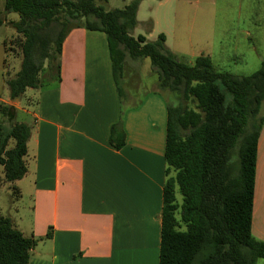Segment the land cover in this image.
I'll return each instance as SVG.
<instances>
[{"label": "crops", "instance_id": "0c3cea01", "mask_svg": "<svg viewBox=\"0 0 264 264\" xmlns=\"http://www.w3.org/2000/svg\"><path fill=\"white\" fill-rule=\"evenodd\" d=\"M130 1L106 0V4L119 2L125 7ZM148 1L152 0L140 5L136 29L148 22L140 19V10ZM254 1L247 4L250 13L246 15L251 18L248 27L238 30L229 44H214L206 53L194 49L187 55L185 51L194 46L190 44L194 29L188 24L189 0L159 1V10L150 18L151 31L133 36L144 35L148 41H155L164 34L167 48L179 62L186 57L194 61L188 66H193L199 56H208L218 72L229 64L247 65L248 59H254L261 68L264 0ZM235 6L240 16L243 6ZM213 7H218L216 2ZM0 10L3 13L4 7ZM258 10L262 18L259 24L252 19L257 18ZM215 13L220 11L215 9ZM162 22L167 31L162 29ZM253 25L262 34L259 40ZM169 36L182 44H168ZM5 42L1 46L4 53ZM147 59L126 60L120 96L106 35L75 29L62 47L60 81L32 89L34 94L27 98L32 111L22 108L19 101L26 92L15 101L10 94L5 101L0 99L14 108V118L17 111L31 117L25 158L28 172L15 185L21 197H32V217L28 224L21 218L19 222L10 218L25 237L39 240L29 264H160L164 190L176 173H166V95L170 92L160 89L157 73ZM143 63H149L148 68ZM142 67L147 78L153 75L152 81L146 77L145 82L141 80ZM5 73L0 72V83L5 84ZM121 120L126 141L116 149L110 143L111 129ZM176 198L181 204L178 188ZM258 205L264 206V125L258 143L254 211ZM261 235L264 237L263 233L257 236Z\"/></svg>", "mask_w": 264, "mask_h": 264}, {"label": "trees", "instance_id": "16d2710c", "mask_svg": "<svg viewBox=\"0 0 264 264\" xmlns=\"http://www.w3.org/2000/svg\"><path fill=\"white\" fill-rule=\"evenodd\" d=\"M144 1L131 0L123 9L107 10L106 0H4L3 14L19 15V21L10 22L18 35L11 43L22 56L16 75L5 74L10 98L15 101L27 89L45 86L44 72L48 83L60 81L62 47L75 29L106 35L120 96L126 60L150 59L160 89L180 100L177 107L168 104L166 173L176 174L164 190L160 264H257L264 259V242L252 231L258 143L264 125L260 115L264 61L245 77L218 72L208 56H199L193 66L180 63L167 48L164 34L155 41L133 36ZM1 15L0 10V28L5 23ZM147 26L151 31L152 24ZM5 46L8 54L7 42ZM225 91L232 97L230 103ZM182 101L194 102L197 110L184 107ZM0 115L4 118L1 186L27 174L31 126L12 123V106L1 104ZM125 141L121 120L112 126L110 143L121 149ZM38 241L25 237L0 212V264H29Z\"/></svg>", "mask_w": 264, "mask_h": 264}, {"label": "rangeland", "instance_id": "374dc122", "mask_svg": "<svg viewBox=\"0 0 264 264\" xmlns=\"http://www.w3.org/2000/svg\"><path fill=\"white\" fill-rule=\"evenodd\" d=\"M188 3V24L189 27L192 26L194 29V33L191 37L190 44H194L193 47H189L188 50L186 49V54L189 55L191 52L195 49V51L198 53L199 49H203L204 53L206 51H209V49L213 50L214 44H229L230 38H232L238 30L243 29L245 27H248L249 22L251 21L250 17L246 15V13H250L249 7H247L248 3L254 4V0H244L243 2H238V0H189ZM151 2V3H149ZM213 2H216L218 7H213ZM241 3L242 4V13L240 16L237 14L239 12L238 8H236V4ZM115 5V6H113ZM1 8L4 7V0L0 3ZM123 4L117 2L116 4H105V8L107 10H112L115 8H123ZM207 7L205 12L200 13L201 9ZM159 1H148L147 3L143 4L140 12V19H147L148 22L144 25H141L138 29H136L133 33V35H138V33L145 34V30H147L148 23L152 24V21L150 18L152 17L153 13H156L159 9ZM215 9H218L220 13L216 14ZM162 14L164 12V8L160 9ZM214 10V11H213ZM213 11V12H212ZM2 18L6 23V27L3 26L0 29V72H5L7 74V77L14 76L21 67V61L22 56L18 48H15L11 42L16 40L18 38V35L16 31L11 28L10 22L19 21V15L12 13L9 15L2 13ZM253 21L259 24L261 23V12L258 10V16L257 18L253 16ZM194 23V24H193ZM161 27L164 31L166 30L165 24L162 22ZM199 27V31H196V28ZM254 32V36L258 38V40L261 38L262 34L260 33L259 27L256 25L252 26ZM196 32H198L196 34ZM241 37V36H240ZM157 40V38L155 37ZM6 41L8 43V54L4 53L3 48L1 47L3 42ZM168 44H182L176 41L175 37L169 36ZM187 44V43H184ZM13 48V49H11ZM185 49V48H184ZM6 63H5V62ZM3 62L5 63V69L3 68ZM137 62H143L139 61L137 59ZM147 62H150V59H147ZM180 62L186 64V65H192L194 63L193 60H190L189 58H180ZM146 65V68H148V64L143 63ZM47 67V63H46ZM226 68H222L220 70L221 72L226 71L234 74L237 77H245L252 75L256 71L260 69V64L256 62L254 59H248L247 65H226ZM142 67V71H139V76L143 82L148 79L149 81H152L154 77H148V75L145 76V69ZM143 72V73H142ZM42 79L44 84L49 85L53 82H47L48 79V73L44 72L42 73ZM1 77V74H0ZM146 77V79H144ZM149 87V86H148ZM148 88L141 89L142 91H145ZM35 90L27 89L26 94L22 96L19 101L21 104V107L25 110H33V105H29L27 98L29 96H32L34 94ZM226 94V101L227 103H230L232 100V97L229 93L225 91ZM9 97V89L4 83H0V99L6 100ZM124 100V107H127L126 97L123 96ZM166 99L168 100V103L171 104L173 107H177L180 103L179 97L176 94L170 93L169 95H166ZM0 100V106L2 104ZM126 103V104H125ZM182 104L184 107H189L196 109V105L194 102L191 101H182ZM261 116H264V102L261 107ZM30 116L26 115L22 111H17L16 116L12 123H24L29 124ZM0 121H4V118L0 115ZM8 124V123H7ZM13 147V142H10L9 148ZM1 172V169H0ZM14 184V185H11ZM16 185L15 183H7L4 184L0 188V212L2 216L12 218L15 221L19 222L20 218L25 224H28L31 220L32 215V197L30 195H24L21 197L20 193L16 191ZM253 222H254V228L252 229L254 237H256L258 240L264 242V237L257 236L260 233L264 234V206H256L254 215H253ZM257 230V233H256ZM257 264H264V259H261L258 261Z\"/></svg>", "mask_w": 264, "mask_h": 264}]
</instances>
